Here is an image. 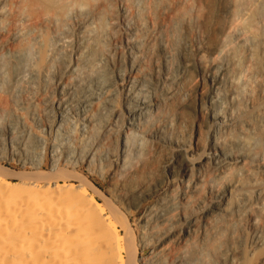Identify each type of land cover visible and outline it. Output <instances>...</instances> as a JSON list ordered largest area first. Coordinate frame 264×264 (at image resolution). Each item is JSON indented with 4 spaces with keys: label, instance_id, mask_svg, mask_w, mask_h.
I'll return each instance as SVG.
<instances>
[{
    "label": "bare ground",
    "instance_id": "obj_1",
    "mask_svg": "<svg viewBox=\"0 0 264 264\" xmlns=\"http://www.w3.org/2000/svg\"><path fill=\"white\" fill-rule=\"evenodd\" d=\"M0 264H264V0H0Z\"/></svg>",
    "mask_w": 264,
    "mask_h": 264
},
{
    "label": "rangeland",
    "instance_id": "obj_2",
    "mask_svg": "<svg viewBox=\"0 0 264 264\" xmlns=\"http://www.w3.org/2000/svg\"><path fill=\"white\" fill-rule=\"evenodd\" d=\"M42 162H43V169L46 170L48 165H49V162H48L47 159L43 160ZM60 164H63V162L61 160H60ZM5 165L8 168L11 167L10 169L15 170L14 172H22V171L25 172V171H28L26 169V167L23 168L20 164H16V163H13V162H11V163L10 162H6ZM74 167H75L74 168L75 171H78V172H80V174H82L83 176L87 177L91 181V183H93L94 185H96L97 187L102 189L103 191L106 189L107 182H106V180L104 178L96 177V175H93V174L91 175L87 171L86 167H84V165L76 164ZM88 173H89V175H88Z\"/></svg>",
    "mask_w": 264,
    "mask_h": 264
}]
</instances>
